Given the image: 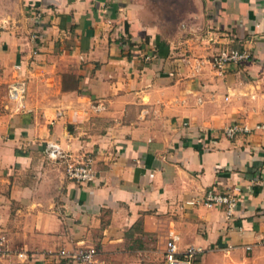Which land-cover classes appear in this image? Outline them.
Returning a JSON list of instances; mask_svg holds the SVG:
<instances>
[{
	"label": "crops",
	"instance_id": "crops-1",
	"mask_svg": "<svg viewBox=\"0 0 264 264\" xmlns=\"http://www.w3.org/2000/svg\"><path fill=\"white\" fill-rule=\"evenodd\" d=\"M221 47L251 59L219 70ZM235 122H264V0H0V264H164L173 234L194 264H264V131ZM211 188H240L233 216Z\"/></svg>",
	"mask_w": 264,
	"mask_h": 264
},
{
	"label": "built area",
	"instance_id": "built-area-1",
	"mask_svg": "<svg viewBox=\"0 0 264 264\" xmlns=\"http://www.w3.org/2000/svg\"><path fill=\"white\" fill-rule=\"evenodd\" d=\"M37 36V35H36ZM251 59V54L248 50H242L234 47H221L211 57L212 65L223 70L232 64H240ZM17 87H12L10 95L16 97L19 94ZM256 131H264V122L257 123L255 126L250 127L235 122L224 129V133L228 138H234L238 134L249 135ZM48 155L54 161H62L65 165L66 177L77 183H91L96 178V170L94 167V156L91 153H83L73 155L67 153L56 144H49ZM238 191V192H236ZM240 188L235 191L220 192L215 188L208 189L204 197V204L207 207L222 206L229 217L233 216L240 204ZM180 236L173 234L167 241L166 249L164 252V264H194L197 258L202 254V248L189 247L181 251L178 246ZM0 243V251L2 247ZM62 254H67L65 250ZM98 254V248L90 246L84 249L74 251L71 256L81 264H93L95 256ZM21 258L25 259V254L21 253Z\"/></svg>",
	"mask_w": 264,
	"mask_h": 264
},
{
	"label": "rangeland",
	"instance_id": "rangeland-1",
	"mask_svg": "<svg viewBox=\"0 0 264 264\" xmlns=\"http://www.w3.org/2000/svg\"><path fill=\"white\" fill-rule=\"evenodd\" d=\"M183 5H185V4H183ZM182 5V6H183ZM189 6V4H186L185 6H183V7H188ZM179 7H180V5L179 4H177V9L175 10V11H172V13H171V15H172V17H174V18H172L173 20H172V22H175V21H179V19L180 18H175V15H177V14H180V12L182 11V10H180L179 9ZM182 8V7H181ZM173 29V28H172ZM192 34V33H191Z\"/></svg>",
	"mask_w": 264,
	"mask_h": 264
}]
</instances>
